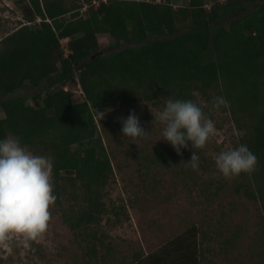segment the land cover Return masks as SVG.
Listing matches in <instances>:
<instances>
[{
    "label": "trees",
    "instance_id": "trees-1",
    "mask_svg": "<svg viewBox=\"0 0 264 264\" xmlns=\"http://www.w3.org/2000/svg\"><path fill=\"white\" fill-rule=\"evenodd\" d=\"M27 2L24 21L0 40V139L12 134L51 157L54 205L88 264L114 261L102 221L109 214L121 221L125 208L110 202L114 169L95 116L137 98L191 100L208 117L201 102L223 96L229 106L222 108L242 130L240 144L258 158L236 190L259 200L264 217V0H87L83 11L73 0ZM99 34L125 45L101 52ZM69 84H79L82 100L64 89ZM165 149L177 157L167 147L150 161L169 164L159 153ZM193 151L202 149L189 145L186 155ZM206 235L194 223L158 252L113 264H204ZM261 245L264 264V235Z\"/></svg>",
    "mask_w": 264,
    "mask_h": 264
},
{
    "label": "rangeland",
    "instance_id": "rangeland-1",
    "mask_svg": "<svg viewBox=\"0 0 264 264\" xmlns=\"http://www.w3.org/2000/svg\"><path fill=\"white\" fill-rule=\"evenodd\" d=\"M73 1L82 5L80 11L88 5L87 0ZM98 1L91 0L94 4ZM183 3L173 2V6ZM27 4V0H0V40L24 21ZM98 41L101 52L105 53L125 45L115 44L108 34H99ZM64 89L73 93L74 101L82 100L79 84L65 85ZM201 103L208 105V117L214 122L216 131L202 152L199 151L200 165L196 170L186 163L190 160L187 149L175 158L166 149L159 152L170 160L169 164L150 161V158L155 159L154 150L171 148L161 138L162 125L155 119L165 103L137 98L132 103L106 109L95 116L114 169L115 180L108 187L110 202L125 207L121 211V221L116 222L113 214L105 216L102 221L101 235L113 248L114 261L120 258L130 261L138 251L143 256L158 252L168 240L182 235L196 223L207 232L204 239L200 237L202 247L209 248L204 253V264H262L259 255L264 235L261 204L259 200L249 199L242 189L236 190L241 181L248 182L247 173L225 179L215 165L217 154L241 145L242 130L222 107L217 110L212 107L213 102ZM130 111L148 130L147 139L137 138L134 143L122 136L121 118H127ZM49 210V228L40 241L25 244L21 242V236L13 235L7 243L0 244L4 264H88L82 243L74 240L55 205ZM232 237L236 239H232L233 245L224 249L225 240ZM99 250L104 253L105 248ZM108 261L99 259L97 264L114 263Z\"/></svg>",
    "mask_w": 264,
    "mask_h": 264
},
{
    "label": "clouds",
    "instance_id": "clouds-1",
    "mask_svg": "<svg viewBox=\"0 0 264 264\" xmlns=\"http://www.w3.org/2000/svg\"><path fill=\"white\" fill-rule=\"evenodd\" d=\"M228 106L223 96L214 98L213 108L219 110ZM155 119L162 125L161 138L178 155L189 144L194 150L204 148L216 131L214 122L205 115L203 108L191 100L168 99ZM121 123L122 136L132 142L135 143L137 138H148V130L141 126L134 112L121 118ZM186 163L193 170L199 168L200 158L196 151ZM257 163V156L244 144L215 157L216 168L225 179L241 173L250 174ZM53 167L51 157L34 154L18 137L9 134L0 139V244L7 243L13 235L21 236V242L25 244L44 237L51 220L49 209L56 200Z\"/></svg>",
    "mask_w": 264,
    "mask_h": 264
},
{
    "label": "water",
    "instance_id": "water-1",
    "mask_svg": "<svg viewBox=\"0 0 264 264\" xmlns=\"http://www.w3.org/2000/svg\"><path fill=\"white\" fill-rule=\"evenodd\" d=\"M94 57V55L92 56V58Z\"/></svg>",
    "mask_w": 264,
    "mask_h": 264
}]
</instances>
